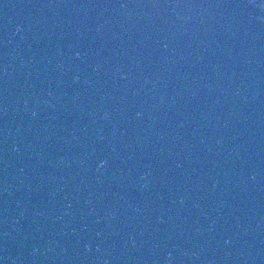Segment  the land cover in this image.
I'll return each instance as SVG.
<instances>
[{"label": "water", "instance_id": "1", "mask_svg": "<svg viewBox=\"0 0 264 264\" xmlns=\"http://www.w3.org/2000/svg\"><path fill=\"white\" fill-rule=\"evenodd\" d=\"M0 264H264V0H0Z\"/></svg>", "mask_w": 264, "mask_h": 264}]
</instances>
